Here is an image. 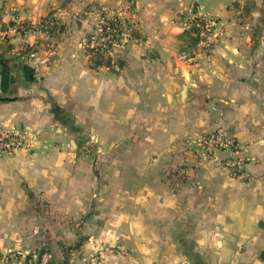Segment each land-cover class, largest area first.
I'll use <instances>...</instances> for the list:
<instances>
[{"label":"crops","instance_id":"obj_1","mask_svg":"<svg viewBox=\"0 0 264 264\" xmlns=\"http://www.w3.org/2000/svg\"><path fill=\"white\" fill-rule=\"evenodd\" d=\"M100 10L136 33L109 65H91L84 46ZM49 13L63 26L52 35L39 23ZM190 13L217 24L210 48L181 57L179 19ZM0 16L14 21L0 28L10 38L0 129L30 142L0 156V254L53 223L86 238L67 264L103 247L120 253L103 251L101 264H264V202L234 182L226 151L187 140L235 137L248 170L264 174V0H0ZM21 21L39 27L23 33ZM87 136L100 146L99 175L75 140ZM57 241L52 264L64 259ZM239 241L255 247L235 253Z\"/></svg>","mask_w":264,"mask_h":264},{"label":"rangeland","instance_id":"obj_2","mask_svg":"<svg viewBox=\"0 0 264 264\" xmlns=\"http://www.w3.org/2000/svg\"><path fill=\"white\" fill-rule=\"evenodd\" d=\"M99 12H101L103 14L107 13V11H104V10L97 11L96 15H95L96 17L94 20V25H96L97 18L100 14ZM108 14H110V13H108ZM114 15H116V14H114ZM1 19H2V16H0V28L2 30L7 29L8 26H11L9 24V21L3 22ZM10 21L14 22L12 20H10ZM179 21H180L181 26H182V20L179 19ZM18 23H20V25L19 24L18 25L21 27V28H19L20 29L19 31L22 32V30H23V33H33L34 31H36V29H37L36 27H39V23L35 26L33 24H30L27 22H22V21L18 22ZM120 26L122 29L127 30V33H129V35L127 36L126 39H124V38L120 39L121 41L119 40V42L117 40L115 46L112 49H110V53H107L104 55V59H107L109 57L113 63H116L114 61V58H121L124 56V54L126 52H129V48H130L129 44H130L131 40L134 41L130 37L131 31L128 29L129 27H127V24H125L121 18H120ZM93 30H94V28H93ZM93 30L88 35H86L84 43H86V41H89L92 38V36H94ZM0 38H2L1 41H3L5 44L8 45L10 38L7 36V34H5V37H4V35L0 33ZM47 41L50 42L49 39ZM119 43H121V44L119 45ZM137 43H139V42H137ZM49 45L51 47V42L49 43ZM199 47H200V45H198V48ZM32 49L33 48L30 47L29 49L25 50V52L28 54V56H30L31 52H34ZM85 49L87 50V53L90 56H92V58L100 59L98 56H96L92 53V50L88 49L87 47H85ZM34 50H38V49L35 48ZM188 55H189L188 53H181L180 56L181 57H187ZM75 140L77 141V143L81 144L80 153H82L83 155H87L91 159L94 160L93 164L95 165V174L99 175V173L101 172V168H100V165L96 164L95 162L97 159H99L98 155L101 154V150H100V146L97 144V140H95L94 138H92L90 136H87L85 138V140H82V142H81V137H76ZM244 149H245V154L247 157L246 164L243 168L244 171L242 173H236V172H233L231 170L229 173H230L231 177L234 178V182H236L238 185H240L241 191H242V189L249 191L248 192L249 193V195H248L249 201H251V197H254L255 198L254 202L263 203L264 202V174L254 176L253 173L248 170V168H247L248 156H247V149L245 148V146H244ZM97 165H98V167H97ZM253 194H254V196H252ZM254 212H255V215L258 214L257 211H254ZM254 212L252 211L251 213H254ZM262 221L264 222V218ZM257 226L260 227L259 223L257 224ZM261 227H263V225ZM68 228H70V229H68L70 232V236L67 234L66 237L61 236V232H60L61 227L57 226L53 223H51V224L49 223L46 226L42 225L40 227L34 228L33 233L35 235L31 239V242L23 245L20 248H18V247L14 248L13 247L10 250H12L15 253H19L20 257H23V256L32 257L33 264H38L39 256L44 252H48V253H50L51 258L48 259L47 264H52L54 262V260H53L54 259L53 258L54 257V247H52L51 241L53 242L55 240V238L57 237L58 238V241H57L58 247L63 252L68 253V262H69L70 255L75 253L74 252L75 250H78L74 247L76 245L77 240L79 239L78 238L79 236L73 238V236L71 235L72 228L76 229L75 226L68 227ZM260 230H264V227ZM62 237H65L66 240H63ZM254 243L255 242H252V241H239L237 244L236 243H235V245L233 244V252L242 253L244 250H242L241 248H244V249H249V247L253 248V247H255ZM257 247H258L259 251H262V250L264 251V243L261 242ZM8 253H9V250L3 251L0 254V264H8L11 262V261H9ZM115 253L119 254L120 251L115 252ZM258 253H260V252H257V254H256L257 259H259ZM93 255H96V257H97L96 262L92 261ZM102 255H103L102 250H96L89 255V257L84 261V264H101L102 263ZM259 261H261V260H259ZM62 263H63V260H62L61 264Z\"/></svg>","mask_w":264,"mask_h":264},{"label":"built area","instance_id":"obj_3","mask_svg":"<svg viewBox=\"0 0 264 264\" xmlns=\"http://www.w3.org/2000/svg\"><path fill=\"white\" fill-rule=\"evenodd\" d=\"M99 13L96 25H94V36L89 41H86L84 46L90 50L99 51L104 56L110 53V49L115 46L117 40L119 42L122 38L126 39L129 33L121 28L119 16ZM195 17L202 19L204 22L203 25H200L199 36L201 41L199 45L203 48H210L213 42L211 35L217 21L213 17L197 16L194 13H190L182 19L183 29L188 28L190 23L187 22ZM129 30L131 31V29ZM45 37L48 39L49 35L47 34ZM30 56H33V53ZM94 61L95 59L91 56L90 64L95 65ZM23 135L18 128L0 129V156H11L19 150H30V142ZM187 140L190 145L200 149L206 155H211L217 150L226 151L227 156L223 159L224 166L236 173L244 171L243 168L247 161L245 149L235 137H227L219 131H214L210 133H193L188 136ZM102 251L117 252V249L114 247H103ZM8 255L9 261H11L8 264H33L32 257H20L19 253H15L12 250H9ZM49 258H51L50 253H42L38 258V264H47ZM96 259V255H93L92 261L96 262Z\"/></svg>","mask_w":264,"mask_h":264},{"label":"trees","instance_id":"obj_4","mask_svg":"<svg viewBox=\"0 0 264 264\" xmlns=\"http://www.w3.org/2000/svg\"><path fill=\"white\" fill-rule=\"evenodd\" d=\"M187 16V14H184L182 19ZM187 23H190L189 27L184 29L183 36L185 41V46L181 48V53H188L191 54L193 50H195L198 45L200 44L201 37L199 36L201 27L200 25H203V20L195 17L191 21H188ZM10 25L14 24L13 22H9ZM41 24V31L47 32L48 34L52 35L54 31L56 30H62L63 26L62 24L57 23V19L52 15V13H49L45 18H43L40 22ZM131 37L135 38L136 33L134 31H131ZM49 48V46H47ZM94 55L98 56L100 59H95V64H104L109 65L111 62V59L108 57L107 59H104V56L101 52L92 50ZM0 60H3L2 54L0 53ZM0 64H4V61H0ZM85 237H79V239L76 242V245L74 248L79 249V247L83 244L85 241ZM68 263V253L64 252V259L62 264Z\"/></svg>","mask_w":264,"mask_h":264},{"label":"water","instance_id":"obj_5","mask_svg":"<svg viewBox=\"0 0 264 264\" xmlns=\"http://www.w3.org/2000/svg\"><path fill=\"white\" fill-rule=\"evenodd\" d=\"M5 48H6L5 43H4L3 41L0 40V53H1L2 51H4ZM260 256H261V257H264V253H261Z\"/></svg>","mask_w":264,"mask_h":264}]
</instances>
